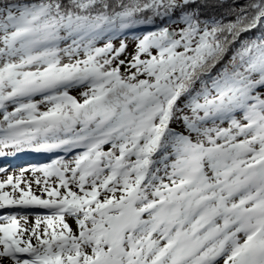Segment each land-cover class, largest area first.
<instances>
[{
    "label": "snow or ice",
    "instance_id": "1",
    "mask_svg": "<svg viewBox=\"0 0 264 264\" xmlns=\"http://www.w3.org/2000/svg\"><path fill=\"white\" fill-rule=\"evenodd\" d=\"M26 151L0 264H264V0H0V157Z\"/></svg>",
    "mask_w": 264,
    "mask_h": 264
},
{
    "label": "rangeland",
    "instance_id": "2",
    "mask_svg": "<svg viewBox=\"0 0 264 264\" xmlns=\"http://www.w3.org/2000/svg\"><path fill=\"white\" fill-rule=\"evenodd\" d=\"M13 167H14V166H13ZM22 167H24V163L19 164L18 167H15V168H12V167H11V168L14 169V170H17V171H18V170H19L20 168H22ZM2 176H3V173H0V177H2ZM33 189L35 190V186H33ZM30 217H33V216H30ZM30 217H29V218H30ZM32 220H34V217L29 219L30 222H31Z\"/></svg>",
    "mask_w": 264,
    "mask_h": 264
}]
</instances>
